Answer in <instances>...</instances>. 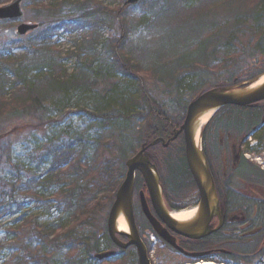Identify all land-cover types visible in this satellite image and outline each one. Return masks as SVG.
I'll return each mask as SVG.
<instances>
[{"label":"trees","instance_id":"16d2710c","mask_svg":"<svg viewBox=\"0 0 264 264\" xmlns=\"http://www.w3.org/2000/svg\"><path fill=\"white\" fill-rule=\"evenodd\" d=\"M13 1L15 0H0V6L7 5ZM29 1L36 8V11H45L47 16L46 28L35 39V44L40 48V53L47 54L52 50L55 44L53 42L54 38L70 36L74 39L75 51L69 53L67 55L68 58L90 55L96 57L105 54L107 59V53L109 56H113L109 58L112 61V69L93 72V77L90 79L82 77L83 72L86 73L90 70V68L86 67L87 63L84 60H82L83 65L78 66L77 70L80 71L78 75H70L61 64H55L52 59L49 60L47 58H42L44 65H41L39 69L48 70V80L52 86L56 87L58 92L65 94L64 100L66 102L69 101L67 94L72 89L77 88L81 94H86L87 87L94 90L98 85H104L107 88L106 91L94 90V93L100 101H103L102 104L104 105L103 110L98 111L97 114H99L98 119L102 124L101 129L113 130L115 145H110L108 141L99 143V147L93 153L94 158L96 155L98 156V160L93 162L94 166L92 168L88 164L85 153L86 147L92 144L90 140L78 141L77 144L81 146V150L78 149L79 151L76 152L71 151L69 148L65 153L59 152L60 150L53 152V161L47 171V174H51L53 178L64 180L62 179L63 177H70V175L78 172L76 160L78 163L83 164V177L77 176L76 178L75 174L74 179L66 182L67 187L66 184L59 186L60 188L53 195L54 198L56 194L53 201L57 200L64 208L62 212L68 217L70 226L64 228L62 225L57 224L54 228L45 232L38 225L32 229V220L29 219L26 223L27 229L18 232L9 231L13 235L17 234L20 236L22 240L29 241V243L19 255L11 257L8 264H55L56 257H59L62 251H68L66 258L69 259L70 264H84L82 260L76 261L78 259L77 255L81 249L91 243L88 254L90 264L93 253H98L102 248L100 246L97 247L99 242L96 241L94 235L87 239L79 235V232L88 226H93L98 216L99 208L102 210L104 205L106 206L113 201L124 178L125 172L123 173V171L124 169L126 171L125 164L129 159L128 151L132 153L135 151L133 147L130 149L127 147L126 150L125 147L129 146L132 138H134L136 127L138 134H140V130L141 134H143L139 139L140 144L144 140L150 141L164 134L168 136V132L172 131L173 126L166 120L168 116L160 109L157 101L149 95V90L142 85V79L138 77V80L134 76L137 74L145 79L144 73L131 60L132 56L129 53L126 55L121 54L126 50L130 36L128 25H125L122 39H106L104 31L115 28L116 20L111 9L103 6L100 0ZM143 1L139 5L141 3L144 4ZM215 3L216 0H195L193 4L187 5L182 3V0H172L166 7H163L161 13L157 14L158 17H161L157 18V21L153 19L155 16L150 17L147 21L144 20L142 27L149 29V32H153L158 26L161 35L165 37L164 41L163 37L160 38V41H169L167 48H170V51L166 48L169 52H171V47L176 41L181 42V39L186 37V35H193L192 39L186 40L182 47V49L187 48L188 50L185 55H175L173 53L178 52L175 50L170 53L171 55L169 53L158 54L153 63L154 65L152 64V68L156 69L154 72L159 75V66H164L163 69H169V73L165 75L166 80L160 79L170 84H175L176 82L178 84V80L183 74L192 73L201 78L203 76L202 73L208 74L214 72V70L228 69L232 66L230 57L237 52L233 49L241 47L236 45L238 35L245 37L249 34L246 28L242 27V22H239L248 17V11L240 6L238 7V5H236V8L231 7L229 3L224 5L219 3L221 6L211 7L210 4L214 5ZM252 7L253 11L258 13L251 17L259 19L261 12L264 10V0H258ZM123 15L125 16V14ZM14 22L16 21H4L2 24L8 23L11 25ZM202 36L206 42L202 43L201 41L199 44L189 45L192 40L201 39ZM253 39L250 42L248 41L246 47L241 48L243 54L250 51L254 42ZM118 40L122 41V46H119ZM6 44H4L6 49L0 54V66L2 68L0 69V126L3 119L6 121L20 117L28 120L32 119L30 121L38 124L40 126L39 129H41L44 118L46 119V115L50 110L46 108V101L41 91L31 84H26L23 76L17 73L21 69L32 66V62L30 61V65H27V63L25 64L27 60L23 56L15 57L12 55V52L21 48L18 46L12 51L13 46L18 45L17 42L12 41ZM30 45L34 46L33 43ZM262 45L264 48V35L259 37V41L255 45L258 52L257 55H262L261 58H264ZM25 49L26 47L23 50ZM179 51H181V48ZM100 52L103 53L98 54ZM144 52L146 53L147 51ZM221 55L224 56V59L219 62L217 58L221 57ZM166 56L170 60L179 58L178 60L180 61H178L174 69H170V61L168 63L165 62ZM9 63L20 64V69L17 67L15 69V65L11 68L4 66ZM38 64L41 63L38 62ZM115 67L117 69H114ZM147 72L149 73L148 75L155 77L150 73V70H147ZM263 73L264 62L259 64L252 62L241 73L236 74L228 81L218 80L212 84L213 86H233L237 83L234 81L236 78L251 80ZM119 75L121 76L120 78ZM199 86L198 89H195L193 98L207 88V83H201ZM130 88L133 89L131 90ZM107 91H110L111 99L109 98L105 101V97L108 95L105 93ZM65 101L60 104H67ZM233 109L238 112L235 115L233 113V116L231 114L227 115L229 117L225 121H218V124H220L219 129L229 131L232 126L234 128L238 126L240 130L243 126L244 119H242V116L245 110ZM185 110L186 107L184 112ZM251 114L254 115L247 118L250 123L257 119L256 116L259 113ZM27 128L33 127L30 124ZM109 150H111V153L114 151L120 152L122 161L115 163L107 158L104 159L102 155ZM75 155L77 159H75ZM72 161L76 164L72 163ZM70 167L73 171H69ZM52 173H55V175ZM183 179H186L187 183L181 186ZM45 180L46 178L38 177L36 179V177H33L27 183L26 188L24 190L21 189V191L23 193H34L31 195L37 196L41 205L42 203L46 204L49 201L43 197L44 195L41 192L40 194L38 193L39 188L47 186L49 183V181ZM6 189L7 182L0 178V216L10 214L11 206H13V202H16L10 193H5ZM192 190H196L195 183L185 166V161L182 160L181 155H178L176 170H172L170 182L167 183V194L172 196L171 202L179 206L184 204L183 201L190 196ZM99 195L102 197H99ZM19 205L20 203L18 202L15 206ZM37 237L40 239V247L37 251H33L30 246L33 245L32 242ZM44 247L48 248L47 252L43 250Z\"/></svg>","mask_w":264,"mask_h":264},{"label":"rangeland","instance_id":"374dc122","mask_svg":"<svg viewBox=\"0 0 264 264\" xmlns=\"http://www.w3.org/2000/svg\"><path fill=\"white\" fill-rule=\"evenodd\" d=\"M100 1L103 6L108 7L113 11L114 19L116 20L115 28L113 30L104 31L106 39H122L125 25H128L130 36L126 50L121 54L126 55L129 53L132 56L131 60L140 68L139 70L144 73L143 75L145 79L140 75H133L137 79L138 77L142 79V85L149 90V95L157 101L160 109L166 113V116H168L169 119L174 120V124L180 123L184 118V108L192 100L195 89L200 87L199 84L210 83V85H212V83L218 80L228 81L236 74L241 73L247 65H250V63L255 62L259 64L264 62V58H261L262 55H257L258 52L255 48V45L259 41V37L264 35V10L261 12V17L259 19L251 17L258 13L254 12L252 9V6L255 5L258 0H216L214 5L210 4L211 7H219L221 4L224 5L229 3L231 7L236 8V5H238V7L240 6L247 9L248 17L239 22H242V27H245L249 34L245 37L238 35V42L236 45L241 47H235L233 49L237 52L230 57V59H232V66L230 68L214 70V72L208 74L202 73V79L192 73H186L178 80V84L177 82L175 84L165 82L163 79L166 78L165 75L169 73V69H163L164 66H159L158 75V73L154 72L156 69L152 68L154 65L153 63L159 53H169V55H171L170 53H173L172 51L175 50L178 52L173 54L178 56L185 55L188 50L187 48L182 49V47L186 43V40L192 39L193 35H186V37L183 36L184 38L181 39V42L176 41L171 47V52H169L170 48H167L169 41H160V38L163 36L161 35L158 26L153 32H149V29L142 27L144 20L147 21L150 17L155 16V18H153L155 21H157V18H161L160 16L158 17L157 14L161 13L163 7H166L167 4L172 2V0H144V4L141 3V5L135 6V8H127L125 6L126 0ZM194 1L195 0H182V3L191 5ZM22 9V19L11 25L8 23L0 24V54L6 49L4 44L12 41L18 43V45L13 46L12 51L18 46L21 48L12 52V55L15 57L23 56L27 60L25 64L27 63V65H30L31 61L32 66L21 69V71L19 70L17 73L23 76L26 84H31L41 91V94L46 101V108L50 111H48L46 119L44 118L43 127L41 129H39L40 126L38 124L30 121L32 119L28 120L20 117L8 119L6 121L3 119L0 126V178H3L7 182L5 193H10L16 201L13 202V206H11L10 214L0 216V264H8L11 257L19 255L22 250L27 247L29 241L22 240L20 236L17 234L13 235L9 231L18 232L27 229L28 227H26V223L29 219L32 220V229L38 225L43 228L45 232L51 230L57 224L62 225L64 228L70 226L68 217L62 212L64 208L59 202H57V200L53 201L56 194L54 198L53 195L58 191L60 188L59 186H64L66 182L74 179L75 174L76 178L77 176L83 177V164L78 163L77 160V164L72 161V163L76 164V169L79 170L78 172L70 175V177H63L62 179L64 180H61V178H53L51 174H47L53 161V152L60 150L59 152L65 153L68 148L71 151L76 152L79 151L78 149L81 150V146L77 144L78 141L90 140L92 144L86 147L85 153L88 164L92 168L94 166L93 162L98 160V156L96 155L94 158L93 153L94 150L99 147V143L108 141L110 145H115V134L113 130L106 128L103 130L101 129L102 124L98 119L99 114L97 113L98 111L103 110L104 105L102 104L103 101H100L94 93V90L98 89V91H106L107 88L104 85H98L94 90L87 87L86 94H81L77 88L72 89L67 94V99L69 101L66 102L64 100L65 94L63 95V93L58 92L56 87L52 86L51 82L48 80V70L39 69L41 65H44L42 58H47L49 60L52 59L55 64H61L70 75H78L80 74V71L77 70L78 66L83 65L82 60H84L87 63L86 67L90 68V70L86 73L83 72L82 77L90 79L93 77V72L112 69V61L109 59L112 55L109 56L107 53V59L105 54L96 57L90 55L85 57L75 56L68 58L67 55L75 51L73 45L74 39L70 36H59L54 38L53 42L55 44L52 50L47 54L40 53V48L35 44V39L38 34L46 28L48 21L46 19L47 16L45 11H36V8L31 5L29 0L23 1ZM118 14H120V16L117 19ZM123 14H125V16ZM21 23L38 24L40 28L37 32L19 38L16 34V28ZM203 36L201 39L196 38L194 41L192 40L189 45L192 46L194 44H199L201 41L202 43L206 42L205 39H203ZM164 39L165 37H163V41ZM251 39H253L254 42L251 45L250 51L243 54L241 48L246 47L248 41L250 42ZM119 41L120 40H118L119 46H122V41ZM32 43L34 46L30 45ZM23 47H26V49L23 50ZM166 48L169 49V51ZM180 48L181 51H179ZM163 49L165 50L161 52ZM262 49H264L263 45ZM144 51L147 52L145 53ZM102 53L103 52H100L98 54ZM175 55L174 57H176ZM167 57L168 56L165 57V62L168 63L170 61L169 67L170 69H174L175 66H177L178 61H180L178 60L179 58L170 60L167 59ZM217 59L220 62L221 59H224V56L221 55V57H218ZM38 62L41 64H38ZM13 65H15V69L16 67L20 69V64L9 63L4 66L11 68ZM0 69H2L1 66ZM114 69L117 68L115 67ZM147 70H150V73L155 77L148 75L149 73ZM119 74L121 75V73ZM120 75L119 78L121 77ZM130 89L132 90L133 88ZM105 93L108 94L105 97V101L109 98L111 99L110 91ZM63 101L67 104H60ZM249 116L250 114L243 113L242 119L246 120ZM30 124L33 128H27ZM240 129L245 130L246 126L243 124ZM139 133L140 134H138L136 127L134 138H132L129 146L127 145L125 147V150L127 147L129 149L133 147L135 150L134 153L128 151L129 157L138 151L139 139L143 135L141 134V130ZM246 149L245 154L248 155L249 160H247L248 158H245V160L252 164L256 170L258 169L264 174V170H262L264 169V131L256 134L252 139H249ZM111 150L104 153L102 157L104 156V159L107 158L115 163L122 161L120 158L121 153L116 151L111 153ZM75 159H77L76 155ZM70 170L71 167L69 168V171ZM124 172L125 169L123 173ZM52 174L55 175V173ZM33 177H36V179H38V177L42 179L46 178L45 181H49L47 186L38 189V193L40 194L41 192L44 195L43 197L49 201L48 203H42L41 205L38 197L31 195L34 193H28L26 190L25 192L27 193L21 191V189L24 190L26 188L27 183ZM182 181L181 186L187 183L186 179H183ZM259 187L264 188V183H259ZM195 195V190H192L190 197L193 198ZM99 197L102 196L99 195ZM189 201L191 202V199ZM18 202L20 205L15 206ZM110 207L111 205H107V207L105 206L102 208V211H99V208L98 213L100 216L96 218L94 225L81 230L79 235L84 238L86 237L87 239H89L91 235H95L98 229L104 226V219L107 217ZM188 210H192V208H188ZM39 241L40 239L38 237L35 238L30 249L37 251L40 247ZM90 246L91 243L89 246L79 251L77 255L78 259L76 260L77 262L82 260L84 261V264H89L90 258L88 254ZM99 246L102 248L101 242L98 243L97 247ZM43 250L47 252L48 248L44 247ZM44 251H42V253H44ZM67 252L68 251H62L59 257H56L55 264H70L69 259L66 258ZM124 258L125 259L121 262L115 261L110 264L134 263L129 260V255Z\"/></svg>","mask_w":264,"mask_h":264},{"label":"flooded vegetation","instance_id":"af4514ba","mask_svg":"<svg viewBox=\"0 0 264 264\" xmlns=\"http://www.w3.org/2000/svg\"><path fill=\"white\" fill-rule=\"evenodd\" d=\"M227 115V111L220 113L204 132V151L215 180L223 217L222 222L219 218L213 219L214 232L211 235L191 239L170 229L159 214L161 210H156L143 177L138 174L133 194L134 222L148 249L152 264H196L204 261L221 264H264V188L259 187V183H264V174L245 160L244 153L248 135L252 136L264 130V113L257 115V120L253 124L249 123L242 131L234 128L229 131L219 129L218 121H225L229 117ZM168 133V136L164 134L160 137L164 142L170 141L168 146L156 147L154 151L157 156L152 153V158L154 161L158 159L162 164L166 210L182 212L189 207H196L197 203L176 206L171 202L172 196L167 194V183L170 182L172 170H176L178 155H181L187 167L183 137L180 135L173 139L171 131ZM142 195L153 218L162 227L163 238L154 232L144 213ZM107 226L106 220L104 235L96 237V241L102 244V250L98 253L114 250L117 255L100 261L93 258L96 254L93 253L90 264H110L111 260L118 259L121 254H128L129 260L138 264L134 247L117 248L108 235ZM119 239L123 243L127 242L124 237Z\"/></svg>","mask_w":264,"mask_h":264},{"label":"water","instance_id":"95a60500","mask_svg":"<svg viewBox=\"0 0 264 264\" xmlns=\"http://www.w3.org/2000/svg\"><path fill=\"white\" fill-rule=\"evenodd\" d=\"M139 1L140 0H127L126 5H135ZM20 4L21 0L16 1L9 6L1 7L0 20L21 18L22 13ZM36 28L37 26L35 25L22 24L18 27V35H25ZM263 77L264 76H261L252 82L242 83L231 87L219 86L203 92L189 105L183 125L174 132V138L180 134L184 135L187 163L200 194L199 207L195 216L189 221L177 222L164 207L163 188L160 183L161 179L157 168L152 164L151 156L148 153L150 148L155 147L163 142V140L157 139L149 144H144L139 153L126 163V177L117 192L115 203L111 209L108 221V231L112 241L117 247L127 249L133 246L136 248L139 264H151V262L148 258V251L140 239L134 222L132 198L136 173L140 172L143 175L148 191L152 197L153 204L156 210H161V213L159 214L170 229L191 239H199L210 235L214 231L211 226V221L215 217H218L222 222V212L214 180L206 156L202 150L201 138L203 135L202 129L204 127H202L201 119L209 114L214 116L226 106H236L241 108L259 107L261 103L264 102V82L259 84ZM163 144L165 147L168 146L165 142H163ZM142 205L144 213L152 224L154 231L163 237L164 235L161 231L162 227L151 216L143 195ZM121 218H123L128 225L129 233L121 232L119 230L118 222ZM117 236L125 237L128 240V243L123 244L119 242ZM115 255V252H109L98 255L97 259L102 261Z\"/></svg>","mask_w":264,"mask_h":264},{"label":"bare ground","instance_id":"6f19581e","mask_svg":"<svg viewBox=\"0 0 264 264\" xmlns=\"http://www.w3.org/2000/svg\"><path fill=\"white\" fill-rule=\"evenodd\" d=\"M264 82V78L259 82V84ZM212 116V114H209L207 116H205L204 118L201 119V123L202 125L206 124L210 117ZM196 214V211H187V212H183V213H179V214H174L173 218L177 221V222H187L190 219H192ZM118 227L119 230L121 232H125L128 233L129 232V228L128 225L126 224V222L124 221L123 218L120 219V221L118 222ZM196 264H216V263H212V262H200V263H196Z\"/></svg>","mask_w":264,"mask_h":264}]
</instances>
